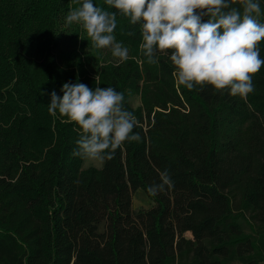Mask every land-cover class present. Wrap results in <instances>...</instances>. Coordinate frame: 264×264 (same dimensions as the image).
I'll return each instance as SVG.
<instances>
[{
  "label": "trees",
  "instance_id": "obj_1",
  "mask_svg": "<svg viewBox=\"0 0 264 264\" xmlns=\"http://www.w3.org/2000/svg\"><path fill=\"white\" fill-rule=\"evenodd\" d=\"M83 2L0 0V264L264 263V66L247 96L189 90L173 75V50L148 63L140 24L106 0L92 3L116 13L129 58L93 47L66 23ZM258 48L264 59V39ZM68 82L123 93L141 139L85 168L73 156L81 128L48 111ZM165 169L174 186L150 194ZM139 189L149 209L134 210Z\"/></svg>",
  "mask_w": 264,
  "mask_h": 264
},
{
  "label": "clouds",
  "instance_id": "obj_2",
  "mask_svg": "<svg viewBox=\"0 0 264 264\" xmlns=\"http://www.w3.org/2000/svg\"><path fill=\"white\" fill-rule=\"evenodd\" d=\"M106 0V4L140 24L142 43L139 45L148 63L155 64L157 51L173 50L176 82L191 90L195 85H211L216 90L230 89L232 96H247L254 91L252 77L264 66L259 43L264 39V23L259 22V0ZM77 23L86 31L93 47L111 48L120 61L128 60V48L116 42L115 12L94 6L84 0L81 7L71 10L67 25ZM131 35V33H130ZM62 97L50 94L48 111L75 122L82 130L73 156L91 161L114 158L115 151L125 142L139 141L133 133L137 121L124 109L123 93L112 87L90 89L83 83H64ZM161 182L147 191L156 195L173 187L167 169L160 173Z\"/></svg>",
  "mask_w": 264,
  "mask_h": 264
},
{
  "label": "rangeland",
  "instance_id": "obj_3",
  "mask_svg": "<svg viewBox=\"0 0 264 264\" xmlns=\"http://www.w3.org/2000/svg\"><path fill=\"white\" fill-rule=\"evenodd\" d=\"M69 36H67L68 38ZM67 44V43H65ZM104 53L106 54V56H108L109 58L113 57L116 58L112 55V50L111 48H105L103 49ZM141 94L139 93L138 95H134L131 97V104L133 107L138 108L141 106ZM103 165V161H91L88 159H85L84 162V167H89V166H93V167H102ZM154 205L153 199L148 195V193H146L143 189H139L133 196V208L134 210L138 211L141 209H149L150 207H152ZM187 237H190L191 235L189 233L186 234Z\"/></svg>",
  "mask_w": 264,
  "mask_h": 264
},
{
  "label": "crops",
  "instance_id": "obj_4",
  "mask_svg": "<svg viewBox=\"0 0 264 264\" xmlns=\"http://www.w3.org/2000/svg\"><path fill=\"white\" fill-rule=\"evenodd\" d=\"M261 264H264V263H261Z\"/></svg>",
  "mask_w": 264,
  "mask_h": 264
}]
</instances>
